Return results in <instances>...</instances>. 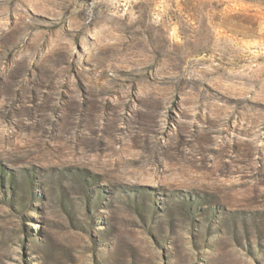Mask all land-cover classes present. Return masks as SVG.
I'll use <instances>...</instances> for the list:
<instances>
[{
	"label": "rangeland",
	"instance_id": "1",
	"mask_svg": "<svg viewBox=\"0 0 264 264\" xmlns=\"http://www.w3.org/2000/svg\"><path fill=\"white\" fill-rule=\"evenodd\" d=\"M0 264H264V0H0Z\"/></svg>",
	"mask_w": 264,
	"mask_h": 264
}]
</instances>
